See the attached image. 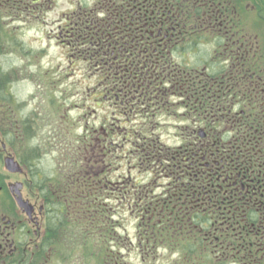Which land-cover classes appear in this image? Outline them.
<instances>
[{
	"label": "flooded vegetation",
	"instance_id": "af4514ba",
	"mask_svg": "<svg viewBox=\"0 0 264 264\" xmlns=\"http://www.w3.org/2000/svg\"><path fill=\"white\" fill-rule=\"evenodd\" d=\"M91 2L79 5L69 33L101 70V87L86 93L112 111L108 148L113 126L124 127L128 148L139 135V173L126 170L122 187L140 256L170 245L199 264H264V0ZM6 100L0 95V264H32L59 199L35 186L34 164L19 149L26 128ZM9 159L22 171L7 170ZM55 243L40 264H51Z\"/></svg>",
	"mask_w": 264,
	"mask_h": 264
},
{
	"label": "rangeland",
	"instance_id": "374dc122",
	"mask_svg": "<svg viewBox=\"0 0 264 264\" xmlns=\"http://www.w3.org/2000/svg\"><path fill=\"white\" fill-rule=\"evenodd\" d=\"M86 4L93 3L91 0H0V95L16 106L18 124L26 128L27 136L19 149L46 176L72 165L71 153L84 149L82 137L91 138L87 145L92 150L97 138L103 143L110 140L112 111L107 101L99 95L89 98L85 93L89 87H101V70L89 68L87 56L78 53L76 41L69 33L79 5ZM159 120L163 126L169 124L168 118ZM113 128L116 150H128L124 127ZM76 158L77 167L80 162ZM134 165L138 164L130 159L127 172L129 169L131 177L136 178L139 171ZM2 172L7 173L3 165ZM126 215L124 228L117 233L123 250L113 261L106 256L98 257L93 241L86 245L95 246L90 250L94 254L79 258V253L75 255L76 248L70 245L84 244L82 238L65 241V246L53 252L49 261L51 264H182L178 252L168 247H160L157 256L151 255V251L140 256L136 219ZM126 228L131 244L126 239Z\"/></svg>",
	"mask_w": 264,
	"mask_h": 264
},
{
	"label": "trees",
	"instance_id": "16d2710c",
	"mask_svg": "<svg viewBox=\"0 0 264 264\" xmlns=\"http://www.w3.org/2000/svg\"><path fill=\"white\" fill-rule=\"evenodd\" d=\"M133 136L135 140L128 143L127 151L116 150L115 147L108 148L106 143L101 145L94 143L97 148L92 150L87 145L91 138L82 137L81 145L84 144V149L81 148L79 152L76 153L75 150L71 153L74 158L72 165L61 167L53 176L44 175L40 181L37 175L40 169L35 165L31 167L35 186L40 189L43 196L49 199L54 196L59 199L51 210L48 236L41 243L40 251L32 264L39 263L54 241L57 244L52 246L54 247L53 252L56 253V250L65 246V241L68 239L74 241L76 238H82V241H85L84 244L70 245L76 248L75 255L79 253V258L90 257L94 254L90 250H94L95 246L86 245L90 241L95 242L97 250L95 253L98 257L106 256L112 261L114 256L123 250L121 239L117 234L123 229V217L127 209L125 202L127 193H124L122 187V176L126 175L125 161L132 158L137 160L133 142L139 140V135L133 134ZM77 156L80 164L76 167L77 164H74V161L77 160ZM160 247L162 246H156L153 252L157 253ZM165 247L171 248L170 245ZM181 249L185 250L184 247ZM65 250L67 251V247ZM181 263L199 264L196 261L184 259ZM206 263L211 264L212 259L210 258Z\"/></svg>",
	"mask_w": 264,
	"mask_h": 264
},
{
	"label": "water",
	"instance_id": "95a60500",
	"mask_svg": "<svg viewBox=\"0 0 264 264\" xmlns=\"http://www.w3.org/2000/svg\"><path fill=\"white\" fill-rule=\"evenodd\" d=\"M6 168L7 170H9L10 172H21V169L19 168V165L13 163V160L9 159L6 161ZM20 207H23V201L21 198L17 199Z\"/></svg>",
	"mask_w": 264,
	"mask_h": 264
}]
</instances>
